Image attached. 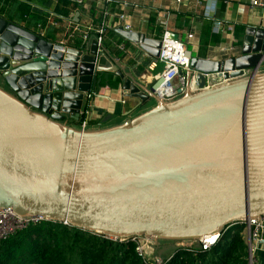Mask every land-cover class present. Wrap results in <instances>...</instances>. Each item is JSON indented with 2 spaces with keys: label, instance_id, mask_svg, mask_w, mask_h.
Masks as SVG:
<instances>
[{
  "label": "water",
  "instance_id": "95a60500",
  "mask_svg": "<svg viewBox=\"0 0 264 264\" xmlns=\"http://www.w3.org/2000/svg\"><path fill=\"white\" fill-rule=\"evenodd\" d=\"M117 31L143 58L159 57L161 38ZM102 57L96 38L76 48L0 15V208L154 243L197 242L264 217V25L247 26L238 55H194L173 99ZM101 71L156 104L120 123L79 126Z\"/></svg>",
  "mask_w": 264,
  "mask_h": 264
},
{
  "label": "crops",
  "instance_id": "0c3cea01",
  "mask_svg": "<svg viewBox=\"0 0 264 264\" xmlns=\"http://www.w3.org/2000/svg\"><path fill=\"white\" fill-rule=\"evenodd\" d=\"M79 4L81 9L73 12L72 18L56 22L54 17L48 14L47 21L56 23L57 27L62 28V31L57 33V42L76 47L71 44L68 31L76 30L79 38L90 27L95 31L103 10L104 22L108 26V32L104 37V49L107 50L110 58L102 57L100 64L105 67L118 65L130 74L134 72L139 75L144 83L152 81L160 74L164 65L160 63L153 71L150 70L153 60L148 56L143 58L139 47L117 31L123 26L119 20L120 13L124 12L128 16L134 31H141L150 37L161 39L166 32L177 34L187 43L193 56L209 57L214 60L238 55L247 26L264 25V10L254 7L251 0H183L180 3L176 0H111L109 4H102L101 0H84ZM105 11L108 12L106 15ZM77 12L80 13L78 21L74 19ZM152 17L155 19L153 25L150 24ZM76 27L79 29H75ZM42 30L39 28L34 31L40 33ZM160 30L162 35L157 36ZM43 31L45 34L46 31ZM190 33L194 34L193 38H189ZM92 35L93 39L94 32ZM121 37L124 40H121ZM91 40L83 48L89 49ZM222 47H231V49L223 50ZM107 72L118 76L115 71ZM94 94L91 98L93 111L87 118L88 127H104L120 123L156 104L154 99L142 101L138 97L127 95L120 85L118 88L103 86ZM78 125L81 126V123L79 122ZM155 246L158 255L168 258L179 247V243L160 241L155 243ZM169 248H173L174 252L166 255L165 252ZM257 264H264V243L259 245Z\"/></svg>",
  "mask_w": 264,
  "mask_h": 264
},
{
  "label": "trees",
  "instance_id": "16d2710c",
  "mask_svg": "<svg viewBox=\"0 0 264 264\" xmlns=\"http://www.w3.org/2000/svg\"><path fill=\"white\" fill-rule=\"evenodd\" d=\"M81 5L72 0H0V15L31 31L45 30L44 38L57 42L62 31L55 21L72 18ZM104 22L103 10L97 29ZM155 22L154 17L150 24ZM37 32V31H34ZM108 29L106 30V35ZM162 35V30L157 36ZM68 36L76 48H83V38L70 29ZM83 36V35H82ZM121 40H124L121 37ZM121 54V52L119 53ZM121 77L101 71L93 81V92L109 85L118 88ZM246 225L237 222L222 232L220 240L210 250L178 247L166 264H249ZM0 264H144L134 241L106 238L65 223L41 220L31 223L0 242Z\"/></svg>",
  "mask_w": 264,
  "mask_h": 264
},
{
  "label": "built area",
  "instance_id": "2783aa9c",
  "mask_svg": "<svg viewBox=\"0 0 264 264\" xmlns=\"http://www.w3.org/2000/svg\"><path fill=\"white\" fill-rule=\"evenodd\" d=\"M79 3H83L84 0H77ZM178 3L183 0H176ZM111 0H101V3L109 4ZM251 4L254 7H259L264 10V0H251ZM108 12L105 11L106 15ZM54 14H50V17ZM51 19V18H49ZM119 20L123 24L126 30H133L132 24L129 21L128 16L123 12L119 14ZM108 26L106 22H103L102 25L97 29L90 27L87 31L83 33L84 43L87 44L89 40L93 37L98 40L99 50H103L105 47L104 37L105 32ZM79 29V28H75ZM39 33V32H38ZM41 36H44V31L42 30L39 33ZM189 38H193L194 34L190 33ZM223 50L231 49L228 47H222ZM193 57V52L187 46V43L180 39L176 38L171 32H166L162 37V46L160 49V55L157 59L153 60L150 65V70H154L161 63L164 65V69L160 74H158L151 82V88L153 92L166 99H173L179 96L186 88L187 83V71L192 69L191 60ZM218 79V74L216 76L209 75L207 79V84L209 86L216 83ZM198 79L196 76L192 77L191 85L193 88L198 87ZM125 102V100H123ZM93 108L88 109L86 113V118L81 122V127H88L87 118L92 113ZM43 220L40 217H25L18 214L12 208H0V242L7 239L18 230L23 229L30 225L31 223H36ZM246 225V239L248 243V252H249V264H257V251L259 245L264 243V217L260 219L252 218L248 220L240 221ZM222 232L208 234L202 237L197 242H182L179 247L192 248L194 246L198 247L201 250H210L217 242L220 240ZM113 240L123 241H134L136 243V251L139 256L142 258L144 264H166L170 257L164 258L163 256H158L151 254L150 251L154 242L145 236L133 235L131 237L125 238H113Z\"/></svg>",
  "mask_w": 264,
  "mask_h": 264
},
{
  "label": "rangeland",
  "instance_id": "374dc122",
  "mask_svg": "<svg viewBox=\"0 0 264 264\" xmlns=\"http://www.w3.org/2000/svg\"><path fill=\"white\" fill-rule=\"evenodd\" d=\"M178 243H179V246H180V243H182V242H178ZM156 248H157V247L155 246V243H154V245L152 246V249L150 250V251L152 252L151 254H154V256H155V255H158V254H157V250H156ZM158 250H159V249H158ZM172 251H173V248H169L168 251H166L165 253H166V255H167V254L169 255L170 252H172ZM173 252H174V251H173ZM158 256H160V255H158ZM164 258H166V257H164Z\"/></svg>",
  "mask_w": 264,
  "mask_h": 264
}]
</instances>
